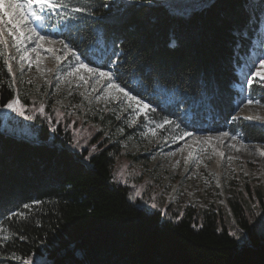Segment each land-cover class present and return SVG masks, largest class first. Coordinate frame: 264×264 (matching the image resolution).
Instances as JSON below:
<instances>
[{"label":"trees","instance_id":"1","mask_svg":"<svg viewBox=\"0 0 264 264\" xmlns=\"http://www.w3.org/2000/svg\"><path fill=\"white\" fill-rule=\"evenodd\" d=\"M65 2L68 8L60 11L89 6L91 15L75 14L81 19L73 21L71 40L67 33L56 36L89 65L122 73L118 81L138 89L133 94L155 110L154 120H170L167 126L176 131L230 128L264 143V126L233 119L242 92L239 70L264 23V0ZM0 53L2 255L17 254L31 264H264L262 185L255 190L259 208L250 197L253 188L232 193L236 222L190 207L165 217L161 208L140 206L130 199L129 186L115 179L118 147L102 131L88 126L81 137L74 131L77 120L59 119L50 108L5 114L16 90L3 44ZM251 87L264 103V81ZM21 101L24 107L30 102ZM230 224L243 235H232Z\"/></svg>","mask_w":264,"mask_h":264},{"label":"rangeland","instance_id":"2","mask_svg":"<svg viewBox=\"0 0 264 264\" xmlns=\"http://www.w3.org/2000/svg\"><path fill=\"white\" fill-rule=\"evenodd\" d=\"M44 34L50 35L54 41L59 40L53 33ZM5 36L8 40V47H4L5 61L9 55L15 57L10 61L15 97L18 95L21 103L22 97L30 101L24 109H38L43 105L44 112L48 108L56 110L59 119L70 115L73 121L77 120L78 128L83 124L81 132H78V128L74 129L81 137L89 127L102 131L103 137L109 138L118 147L113 173L117 181L129 186L131 200L149 209L161 208L165 217H171L173 211L181 214L190 207L196 211L215 213L219 218L223 215L222 222L229 221V218L236 222L231 217L229 206L232 193L236 190L248 193L249 186L254 189L250 195L253 205L259 208L256 206L259 193L255 190L259 185L264 187V155H261L264 152V143L247 140L240 131L230 128L220 132L176 131L167 125L157 128L162 122L154 120L151 109L147 114L141 113L137 116L128 108V104L132 103L134 109V102L125 99L121 103L113 97L122 94L112 90H109L112 95L105 93L107 82L101 80L97 83L99 78L86 69L82 68L78 74L65 76L69 66L74 65L76 60L71 54L58 63L53 54L42 51L44 59L39 68L35 64L29 68L25 63L22 69L20 56L24 54V50L17 52L11 46V37L7 33ZM44 46L45 49L61 48L58 42L45 43ZM263 46L264 23L239 70L241 84L237 88L242 89V94L233 112V117H252L253 119L248 120L259 125H264V103L251 94L252 87L247 84L245 73L249 71L253 61L259 67L257 58L264 59ZM33 47L34 44H27L28 54L34 59L35 53L31 52ZM77 54L88 63L78 52ZM56 55L63 57L64 53L57 51ZM251 70L255 71V68ZM81 76L84 80L80 79ZM259 81L261 82L258 77L254 78V82ZM249 99L259 100L260 103L249 104ZM34 101L38 107L32 105ZM144 102L149 104L145 100ZM6 110L7 115L11 109ZM149 129H156L155 134ZM185 132L191 135H183ZM223 132L230 135L221 137L219 134ZM232 136L237 139L233 140ZM221 152L224 153L223 156L220 155ZM259 211L256 210L255 215L261 217ZM258 224L260 228L261 225L259 222ZM229 226L238 237L243 235L239 225ZM3 233L0 224V241L6 237ZM15 257L20 256L10 254L6 257L0 252V264H11L10 261L17 264L25 260Z\"/></svg>","mask_w":264,"mask_h":264},{"label":"snow or ice","instance_id":"3","mask_svg":"<svg viewBox=\"0 0 264 264\" xmlns=\"http://www.w3.org/2000/svg\"><path fill=\"white\" fill-rule=\"evenodd\" d=\"M104 6L107 7V5ZM67 8L68 3H66L65 0H0V44H3L5 48L8 47V40L5 36V33H7V36L11 37V46L15 47L17 52H20L22 49L24 50V54L20 56L22 69L25 63L29 68H31L33 64L39 68L41 61L44 59L41 55L42 51H47L53 54L58 63L62 59L68 58L69 54H71L76 60L74 65L69 66L68 71L64 74L65 76H72L78 74L80 69H86L89 73H92L99 78L97 83H100L101 80L107 82V88L104 90L105 93L112 95V92L109 91L112 90L118 94H122L113 98L119 99L121 103H123L125 99L134 102L135 108L133 109L132 103L128 104V108L132 109L137 116L141 113L147 114V111L151 109V106L146 104L144 100L140 99L138 95L133 94L134 92H138V89L132 88L129 90L126 84L122 86L121 83L117 82L121 78L122 73H119L118 70L109 65L104 66L107 70H102L100 67H91L88 63H85L84 60L80 59L75 48L69 42H66L65 39L62 38L58 41H54L50 35L44 34L45 30L49 27L59 28V33H67L68 39L71 40V31L74 27L73 21L81 19V17H77L75 14L87 12L91 15L89 6L73 7L71 11H60L61 9ZM53 16H56L59 19L56 23L49 24V21ZM57 42L61 45L60 49H54L51 47L45 49V43L53 44ZM28 43L35 45V47L31 49V52L35 53L34 59L28 54ZM57 51L63 52L64 56L56 55ZM0 55H3V53H0ZM13 59H15V57L9 55L5 61L9 73L12 72V64L10 61ZM257 59L259 60V67H257L255 61H253L249 71L245 73L247 84L249 86L253 84L254 78L258 77L261 81H264V59ZM116 63V60L111 61L112 65H115ZM252 68H255V71H252ZM80 79L84 80V77L81 76ZM85 83H87L86 80ZM9 87H12V84H9ZM99 98L100 97L98 96L97 99ZM253 102L260 103L259 100H248L249 104H252ZM4 107L18 112L20 115H24V106L21 104L18 95L9 100ZM151 110L153 112L155 111L154 109ZM39 111L41 113L44 112L43 105H41ZM28 119H32V117H28ZM233 119H235V117H233ZM247 119L253 118L247 117ZM133 123H135V120H133ZM171 123L172 121L165 119L162 123L157 125V128H164L165 125ZM149 131L155 134L156 129H149ZM183 135L188 136L191 135V133L185 132ZM219 135L225 137L230 134L228 132H223ZM231 138L233 140L237 139L236 136H232ZM220 155L223 156L224 153L221 152ZM261 155H264V152H262ZM229 159H231V157H229ZM137 195H139V193H137ZM34 203L39 202L37 201ZM28 207H30V205H24V208ZM13 215L16 214L14 213ZM19 215L23 216V213H20ZM259 223L261 227L264 228V220H261ZM232 235L236 234L232 233ZM21 238L23 239L24 237ZM15 258L20 259V257ZM24 264H31V261L25 259Z\"/></svg>","mask_w":264,"mask_h":264}]
</instances>
